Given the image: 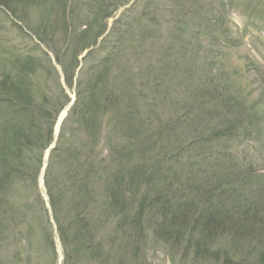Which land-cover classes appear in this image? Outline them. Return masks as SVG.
I'll return each mask as SVG.
<instances>
[{
    "label": "rangeland",
    "instance_id": "obj_1",
    "mask_svg": "<svg viewBox=\"0 0 264 264\" xmlns=\"http://www.w3.org/2000/svg\"><path fill=\"white\" fill-rule=\"evenodd\" d=\"M170 1L187 9V21L199 22L191 13L197 4L187 0H7L12 9H0V50L31 52L38 58L39 69L30 77L31 82L48 100L50 114L57 115V121L63 120L56 133L54 127L50 145H57L61 135L64 146L52 153L46 149L48 158H43L44 164L50 162L47 181L57 202L55 216L41 177L37 188L33 183L43 144L33 149L31 162L21 164L20 169L28 173L20 172L21 182L15 192L5 204L0 201V264H221L190 254L192 246H187V239L191 245L204 243L210 250L214 247L229 253L233 249L237 253L233 258L242 254L247 264H264V220L259 215L264 212V0H218L227 5L220 21L222 31L213 33L217 63L211 71L197 69L196 58L189 63L185 57L189 49L195 50L194 44L185 48L182 43L175 51L164 45L173 26L169 24L173 10ZM211 2L200 0L198 4L207 6ZM157 4L160 11H155ZM121 11L122 17L112 23L110 17L115 20ZM155 20L162 38L154 34ZM37 37L43 44L36 42ZM94 37L96 45L83 51ZM202 42L204 46L208 41ZM1 61L0 71L10 63L7 57ZM103 62L108 69H101ZM74 67L67 86L66 76ZM103 88L105 94L99 96ZM114 93L119 94L114 110L121 116L110 110L104 113L99 143L91 153L90 134L84 127L67 123V119L72 111L74 121L82 117L83 107L94 96L113 104ZM221 97L229 102L217 99ZM234 103L238 109L227 110ZM5 107L0 105V111L8 112ZM12 113H0V158L9 147V139L28 121L25 114ZM125 119L136 128L143 127L147 120L163 136L159 134L161 145L155 147L139 141L138 150L133 148L131 155H124L131 163L126 167L123 164V170L156 166L163 175L157 177L156 184L153 181L139 192L125 194L126 204L132 206L118 221L104 210V179L94 185L95 198L104 203L101 208L97 202L80 207L70 195L80 190L81 178H74L85 162L114 171L113 147L107 146L113 137L110 141L106 137ZM37 123L45 142L50 123ZM137 131L141 135L142 129ZM215 133L219 134L213 136ZM79 134L83 145L74 142ZM151 134H145V138ZM112 144L123 148L125 141L119 137ZM179 145L182 155L176 161L169 160ZM71 153L75 156L72 160ZM222 153L227 160L217 169L200 160L209 154V161L217 162ZM247 166L248 171H244ZM169 185L175 201L167 200L164 194ZM142 194L147 195L146 201L159 196L168 206L163 209L156 200L152 206L144 205V215L137 218ZM242 213L246 214L241 217ZM206 218L215 224L223 221L226 227L207 235L203 228L211 224L204 221ZM133 220H139L138 224H132ZM170 222L183 224V228L172 235L166 228Z\"/></svg>",
    "mask_w": 264,
    "mask_h": 264
},
{
    "label": "trees",
    "instance_id": "obj_2",
    "mask_svg": "<svg viewBox=\"0 0 264 264\" xmlns=\"http://www.w3.org/2000/svg\"><path fill=\"white\" fill-rule=\"evenodd\" d=\"M179 1L185 2L186 0H179ZM187 1L195 3V5L197 4V8H194V9L192 8L193 11L191 13L192 15H194L193 17H195V21L198 20L199 22L194 23L192 21V23H190L189 21H187V19L185 18L186 17L185 13L187 12V9L186 10L182 9V6L179 5V3L170 1L173 4V10L169 14L172 20V22H169V24L173 26L170 29L171 36L166 38L168 40L164 42L165 43L164 45L170 46L175 51L177 46L178 45L180 46L182 43H185V48L187 47V45L191 46L192 44H194L195 50L191 51V49H189L188 50L189 54H187L188 56H185V57L188 59L189 63H191L193 57H195L196 58L195 63L198 66L197 69L206 68L207 71L208 70L211 71L212 70L211 67H213L217 63L216 54H213V49L216 46L214 44V41L216 40V38H215V35H213V33L216 30H219L220 32L222 31L223 24L220 21H223V16L225 15V11H226L224 7L227 4L223 3L222 1L218 2V0H212V2L209 5L202 6L201 3L198 4V1L200 0H187ZM5 8L6 10L12 9L10 6V3L7 2V0H0V9H5ZM155 11H160L158 4L155 6ZM201 17L203 18V23L201 21ZM155 22H156L157 27L154 30L155 31L154 34H156L155 35L156 37L162 38L160 34L161 28L158 26L160 24L156 20ZM67 31L68 30L66 29V32ZM186 38L187 39L190 38L192 41H186ZM205 39H207L208 42L203 46L202 41H204ZM36 40H37L36 42L39 45L43 44V42L39 41L40 39L38 40V37ZM96 43H97V37L96 38L94 37V39L92 38L90 40L89 47L87 46L86 48H83L82 50L85 51V49L95 46ZM164 45L162 47L165 48ZM114 49H116V47ZM45 52H43V54L44 56H47ZM29 53L31 54V52H27L24 54H17V53L14 54V51L11 49L9 51L0 50V64L1 62H3L1 60L4 59L3 57L4 55L7 57V60H10L8 67H4L0 71V105L6 106L5 108L9 110L8 112L0 111V113L10 114L12 116L13 115L12 110H13L17 113H20L19 115L25 114V116L28 118L27 123L24 124L23 127H21L20 129H18L13 134L12 138L9 139V145H8L9 147L4 148V152L2 153L1 158H0V201H2L3 204H5V201L7 200V197L11 194V192L12 191L15 192L16 184H19V181L21 182L20 180L21 173L23 171L28 173L26 169L24 170L20 169L21 164L23 162L25 163L31 162L32 155H33V149L36 148L37 145L43 144L40 147V150H39L40 152L38 154V159H37V166H36L35 171L33 172V183H34L35 188H37L38 177H39V173L42 169V164H43V153L52 141L54 125H55L56 117H57V115L55 114L54 115L50 114L52 110L49 107L48 100L44 98L43 96H41L35 84L34 83L32 84L31 82L32 79L30 77H33L34 73L36 72V69H39L38 68L39 66H38V61H37L38 58L32 56V54L30 55ZM166 54H167V51H166ZM182 54H185V53L182 51ZM41 57L44 58L43 55ZM165 57L167 58L168 55H165ZM106 61H109V58ZM107 66L108 65L104 64L101 66V69L106 70L108 69ZM74 71H75V67L66 76L65 80L68 86L70 84L68 82L72 79V74H73L72 72ZM143 75L147 79V75L145 73ZM98 78H100V76ZM215 78H217L216 75H215ZM155 81H156V77H155ZM101 94L102 95L105 94L104 88L101 89L99 96H101ZM198 96L206 97V95H198ZM216 96L218 97V94H216ZM113 97H115V99L113 98L115 102L109 105V102H104L103 100H99V98L94 96L90 99V102L86 104V106L83 107L82 114H81L82 117L74 121L73 118H74L75 112L73 113L72 111L71 117L67 119V123L72 122V124L76 125V127L78 128L79 126L84 127L86 131L90 134L91 153L93 152V147H95L99 143L98 137H99V132H100V123H101V119L104 117L103 116L104 113L106 114L108 110H110L112 113L117 112V116H121L120 111L114 110L115 109L114 106H117L116 103L118 101L119 94L116 95L114 93ZM217 99L219 100L222 99V102L224 103L227 101L229 102V99L224 100L223 97L217 98ZM234 102H237V100H235ZM231 108L233 110L238 109V105L234 103L232 107L227 106V110H230ZM14 115H16V113H14ZM239 115L240 114L238 113L237 116ZM36 117H37V120H35ZM130 117L133 119L132 116ZM105 118H106V115H105ZM37 122L50 123L49 135L45 142H43L40 137V133H39L40 125H38ZM131 122L132 121L125 119V121L124 120L122 121L123 124H120V125L115 124L113 128L110 129L109 136L106 137V139L109 141L111 140V137H113L110 143L107 142V146L108 148L113 147L112 149H110V153L113 154L112 157H115L113 159V163L117 164L119 162L117 165L115 164L113 166L115 168L114 171H112L113 169L110 171L108 168L101 167L100 165H97V167H95L93 163L91 162L89 163L88 161L85 162L86 163L85 166L83 167L81 165V167H79V169L76 171L75 178H74V179L81 178L80 181L82 185L77 188L80 190L74 191L73 197L72 195H70L71 197L70 199L74 201L76 200L77 201L76 203L80 207H82V205L86 204L87 202L93 203V204L94 202L98 203L99 202L97 200L98 197L95 198V195L97 196V188L94 185H97L98 181H102L101 179H104L103 188L101 186V188L104 190V194L106 193L105 195L107 196V200H106L107 203H105L104 210L110 211L109 213L112 216H115V218H118L119 219L118 221L123 220L124 215H125L124 212L126 210L130 211L131 206H132V205L130 206V204H126L129 201H127V199L124 198L125 194L126 193L128 194L129 191H132V190L139 192L140 188H143V186L152 185L153 181H154L153 183L156 184L158 181L157 177L163 175V173H161V171L156 166L154 167L152 166L150 168L148 166L146 169L143 166H133L132 168L130 167V169L123 170V167H122L123 164L126 167L127 165L129 166V164L131 163L129 162V158L124 159V157L126 155H131V153L133 152L132 151L133 148L135 149V151L139 149V141L140 143L142 142L143 144L150 143L154 147L155 145H158V144L161 145V142H159L161 141V139L157 140V138L160 135H162L161 134L162 131H159L157 128H154L153 126H151L146 120L143 127H140V126L138 127L140 128V130L142 129L141 135H140L138 134V131H137L138 128L133 127ZM64 123L65 122H63L62 125ZM233 123H235V121H233ZM71 127H74V126H71ZM147 132L149 134L151 133L155 134L154 138L152 137L153 134L148 135L147 138H145L146 136L145 134H148ZM218 134L219 133H215V135L213 136H217ZM229 135H231V133H228L227 136ZM60 137H59L56 147L51 151V153L54 152V150L58 151V149L61 150L62 148H64V146L60 142ZM119 137H122L125 141L123 148L120 145L114 146V144H112ZM74 142L76 143V145L77 144L83 145L82 143L83 140H81L80 134L78 135V138H76V141ZM131 144L133 145V147H131L132 146ZM76 145H75V151L77 150ZM180 146L181 145H179V147L176 148V150H174L170 154L171 158H168L169 160L176 161L177 157H180L179 154L182 155L183 149H182V146L181 148ZM187 147L189 148L191 146L189 145ZM126 149L130 153H128ZM139 153L143 154V151L140 150ZM174 153L176 154L174 155ZM224 155L225 154L222 153V156L219 157L217 162L212 161V160L209 161L210 156H211L209 154L201 157L200 160L204 161L206 164H208V162L211 163L212 164L211 168L217 169V168H220V166H222L221 165L222 162L224 163V161L227 160V158H225ZM74 157L75 156L73 155V153H71L70 159L72 160L74 159ZM222 158H225V159H222ZM50 159L51 158L49 157V160ZM49 167H50V162H48V164L46 165V168L44 171L43 183H44L45 193L48 197L50 209L52 210L54 214L56 211L57 202L55 201V195L52 189H49V184L47 181ZM248 169H249L248 166L244 167V171H248ZM169 170L173 171L171 166L169 167ZM169 170L167 169L168 173H170ZM104 174H107L108 177L103 178ZM66 176L68 177V175ZM90 176H92L93 178L92 181H89V179H91ZM226 178L227 177L224 178L225 181H230L229 179H226ZM173 182H176V181H173ZM179 183H181V181H179ZM222 188L223 187L221 186V189ZM169 189H170V185L167 187V190L164 189V192H165L164 194L166 196V199L169 201L170 200L175 201V199H173V195L170 196V192L168 191ZM142 196H143V201L138 205V211L135 213L137 218L138 216L140 218L141 216L144 215L143 210H142V207L144 205H148V204L151 205L152 202L159 200L158 198L159 196H155V198L146 201L147 195L142 194ZM163 200L164 199H160L157 204L158 205L159 203L162 204L161 207L164 209L165 207L168 206V202L167 204H166V201L162 203ZM82 202L84 203L79 205ZM145 202L147 203L145 204ZM188 203H191V202L188 201ZM98 204H99V208H101L104 205V203H98ZM157 204L155 203V206ZM174 213H176L175 210H174ZM244 214L246 213H242L241 217ZM259 215L263 216L261 217V219L264 220V212L260 211ZM235 216L239 217L236 213H235ZM138 221L139 220H133L131 223L138 224L137 223ZM204 221L207 224H211V226H207V227L205 226L203 228V232L206 233L207 235H213L216 233L217 231L216 229L218 228L223 229L226 227V223H224L223 221L221 222V224L220 223L215 224L214 222L212 223L211 218H206L204 219ZM212 224H214L215 226ZM166 228H168V230L172 232V235L173 234L175 235L177 231L179 232L180 229L183 228V224L177 225V224H173L170 222V224ZM165 239L167 240V238ZM180 240H178L177 242L180 243ZM187 241H188L187 246L188 247L192 246L191 248H189L190 249L189 253L192 255H196V256L199 255L203 259L208 258L215 263L218 262L221 264H247V261L244 260L245 257L242 256V254H240L241 258L238 257L240 255L237 256L238 258H233V256L237 254L233 249L229 253H226L223 251H219L214 247H211V250L207 249L206 246H204V243H202L203 246L198 242L196 243L194 242L191 245L189 243L190 239H187ZM184 251L186 252L187 250L184 249Z\"/></svg>",
    "mask_w": 264,
    "mask_h": 264
},
{
    "label": "bare ground",
    "instance_id": "obj_3",
    "mask_svg": "<svg viewBox=\"0 0 264 264\" xmlns=\"http://www.w3.org/2000/svg\"><path fill=\"white\" fill-rule=\"evenodd\" d=\"M119 10V9H118ZM122 11L120 12V13H118L119 14V16L114 20V17H113V15L110 17V20L112 21V23H115V21L117 20H119L121 17H122ZM114 20V21H113ZM108 27V26H107ZM108 32V31H107ZM105 33H106V31H105ZM2 50H4V49H2ZM1 50V51H2ZM3 57H6L5 55L3 56ZM138 56H136L135 58H137ZM117 59V57H114L113 58V61H115ZM103 63H105V62H103ZM68 86V85H67ZM54 132V131H53ZM56 132V131H55ZM57 138V137H56ZM53 146V148H55L56 147V144L54 145H52ZM39 176H41V177H44V174L40 171V173H39Z\"/></svg>",
    "mask_w": 264,
    "mask_h": 264
}]
</instances>
